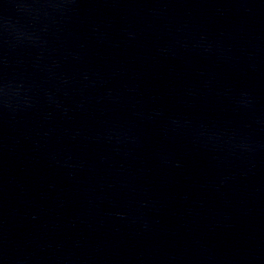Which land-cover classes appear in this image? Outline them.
Listing matches in <instances>:
<instances>
[{
    "label": "water",
    "instance_id": "1",
    "mask_svg": "<svg viewBox=\"0 0 264 264\" xmlns=\"http://www.w3.org/2000/svg\"><path fill=\"white\" fill-rule=\"evenodd\" d=\"M0 264H264V0H0Z\"/></svg>",
    "mask_w": 264,
    "mask_h": 264
}]
</instances>
